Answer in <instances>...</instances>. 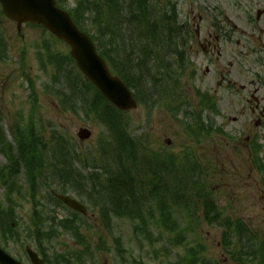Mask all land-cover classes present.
<instances>
[{"label": "rangeland", "instance_id": "obj_1", "mask_svg": "<svg viewBox=\"0 0 264 264\" xmlns=\"http://www.w3.org/2000/svg\"><path fill=\"white\" fill-rule=\"evenodd\" d=\"M133 1L127 0L123 6L125 10L121 13L116 12L111 17L110 14H106L107 19H111V25L114 26V33L105 35L103 29L102 40L105 46L113 48L117 61L123 65L127 63V58L126 60L122 59L124 54L128 56L131 59L128 60L129 65L133 66V74L142 76L148 82L149 77H146L148 70L154 73L157 68L162 69L167 51L175 49L176 42L179 41L175 31L174 43L166 40L170 36L166 35L168 34L166 28H162L160 21L162 11H171L169 14H172L173 3L176 4L179 11H189L193 8L200 9L203 4L208 6L214 2L213 0H198L196 2L201 6H196L193 0H147L153 7L148 6L155 17L147 18L145 23H141L142 26L138 27L127 20L130 16V7H134V13L142 15L141 9L137 8ZM69 2L76 6L78 0H69ZM169 4L172 5V10ZM97 5L101 8L104 6L102 1H98ZM91 15L93 16L95 13ZM157 23L156 27L160 33L158 40H161L159 45L150 42L153 39L149 34L152 27H155L154 24ZM0 26L6 44V47H0V117L8 139L15 142L11 127L16 123L26 126L29 121H33L38 134L47 144L46 156L49 149L58 148L61 142L66 145V141L71 147L79 150L83 157L97 156L99 153L97 138L103 128L96 122L86 120L85 113H80L79 117L71 112H66L60 108L58 103L57 94H63L65 89L68 103L78 106L81 101L77 97L79 88L75 84V80L69 77L66 65L63 64L61 70L48 58L49 54L55 51L68 52V47L61 41L50 44V49L44 50V42L46 39L50 40V36L44 35L41 28L25 25L19 33L17 25L2 15H0ZM106 26H108L106 22L102 24V28L106 29ZM144 32L147 35L144 36L145 38H141L138 34L141 35ZM133 39L141 40L142 44L135 45L137 49L140 50L146 46L145 49L143 48V55L138 54L133 46L130 47L129 43ZM41 52L44 53L47 62L46 68L41 66L38 59ZM232 55L234 54L230 52V56ZM168 60L171 59L168 58ZM167 73L168 70L157 72L160 78L165 77ZM154 76L158 77L155 73ZM28 78L34 82V89ZM135 81L139 83L137 80ZM58 90H62V93H57ZM151 91L150 88L147 89L148 94ZM173 91L177 95V102H180L186 94L182 88H176ZM33 93L36 94V98L32 96ZM93 95L94 91L90 94V98ZM192 107L191 104L182 102L179 109L189 113L192 111ZM222 111L230 115V119L225 124V126H229L227 130L243 139L232 143L231 140L228 141L218 132L215 133L211 130L201 144L196 143L187 137L182 126L171 119L170 115L165 113L161 107L150 111L146 106L139 105L137 109L122 114L121 118L129 130L128 137L134 138L140 143L137 144L138 153L145 152L150 156L156 153L158 159H167L170 154L177 158L173 163L175 167L169 166L165 170H159L162 172L156 177V180L160 178L157 185L162 186L161 192L165 190L163 195L146 200L144 206L139 207L142 217L146 219L145 224L141 223L140 218L133 220L128 217H115L110 230H107L100 213L104 206L99 205L96 208L88 197L92 190L82 188L87 193V195L81 194L83 198L79 197L78 193L69 194L88 205L87 215L79 217L78 221L83 225L82 231L92 244L90 251L85 252L84 245L81 246L75 242V237L69 232H64L61 236H56L57 232H54L53 238H45L40 246L33 230L35 224L32 211L35 206L28 193L25 170L22 169V193L21 196L14 194L16 201L12 204L14 217L17 220L15 238L7 243L4 241L3 244L7 245V250L12 255L25 264H30L24 250L27 245L37 251L41 247L46 249L52 258L59 256L58 253L60 256L64 253L67 256L77 253L74 256H78L77 264H182L183 257L188 255V250L191 247L200 246V255L207 258V261L209 259L214 261L215 264H255L250 261L251 255L245 256V253L250 251L248 245L264 246V185L262 174L256 170L253 164V155L251 151L246 150L244 143L246 136L242 127L243 123L250 121L249 114L251 113L245 111L246 115L242 116L244 111L239 105L228 109L222 108ZM178 117L179 119L184 118L182 113H178ZM234 117H237V122L233 121ZM248 126L249 131L256 129L255 131L264 133L263 127H256L250 122ZM81 128H89L92 137L81 140L78 137ZM104 132L108 134L106 129ZM168 139L171 140L170 145L166 142ZM262 140L261 155L264 159V139ZM153 158L155 159V156ZM7 164L6 156L0 152V165ZM79 168L87 175L93 171V168L85 167L83 164L79 165ZM47 175L51 176L50 173ZM149 176L151 179L153 178L152 173ZM187 178L190 182H187ZM50 183L54 189L58 188V184L53 178ZM47 184L39 181L38 200L40 201H44V198L49 195ZM198 189L215 200L222 214L221 219L231 222H237L239 219L245 221L244 227L251 234L245 235V231L241 233L238 230L232 231L228 235V242L233 253L228 252L223 246L225 243L223 231L227 228L219 222L210 223L205 220L201 206L203 197L195 199L193 197L189 203L186 202L187 197L193 195ZM183 197L185 198L182 199ZM0 203L4 206L8 205L1 181ZM164 206L170 208L171 219L178 222V224H173V226L178 225L174 230L171 229V226L166 227L161 224L164 223L161 219ZM40 209L45 214L44 217L48 215L53 217L57 214L63 218L71 214L64 207L58 208L56 212L53 211V208L48 207L47 213L44 212L43 206ZM191 213H194L195 217L190 215ZM135 226L140 227L137 232L134 230ZM45 228H47V232L51 231L49 224ZM118 241L122 244L120 250ZM121 254L124 255L125 263H122ZM234 256L245 261L237 260ZM61 262L63 263L62 260ZM53 264L57 263L54 261Z\"/></svg>", "mask_w": 264, "mask_h": 264}, {"label": "trees", "instance_id": "obj_2", "mask_svg": "<svg viewBox=\"0 0 264 264\" xmlns=\"http://www.w3.org/2000/svg\"><path fill=\"white\" fill-rule=\"evenodd\" d=\"M66 1L67 0H58L60 5L65 4ZM98 1L103 2L104 6H102V8L101 6L98 7L97 5ZM126 1L127 0H94V1L78 0L76 7L72 9V13L77 23L80 25L82 29L86 30L90 26L95 30V35L92 37L96 41L101 54L110 63H114V65L116 66L114 68L115 72L119 74L129 85H131L130 83L131 81H133L132 83H137L135 81L137 80L139 84H141L140 87L142 91L143 90L146 91L143 77L135 76L133 74V66H130L128 61L131 59L124 54V57L122 59L126 60L127 58V63L126 65H123L120 61H117V58L114 55L113 48H110L107 45L105 46L104 41L102 40L103 39L102 33L104 30H105V35H110L114 33V26L111 25V19H107L106 14H110L111 17L112 14L116 12L119 13L123 12L125 10L123 9V6H125ZM133 2H135L137 8L141 9L142 15H138L134 13L133 11L134 7H130L131 9L130 16L127 18V20L131 24L139 27L142 26L141 23H145V20L147 18L153 19L155 17L153 11L149 9L151 5L148 3L147 0H134ZM92 13H95V15L92 16L91 15ZM85 14H88V16H85ZM165 18L161 17L160 20L162 22V28H166L165 30L168 33L166 35L170 36L166 40L170 43H173V40L171 38H173V35L176 32L174 28V18L172 16L171 17L168 16ZM105 22L108 24V26H106V29L102 28V24ZM154 25L155 27H152L149 33L151 35V38L153 39L150 42L159 45L161 43V40H158L159 39L158 36H160V33L156 27L158 26V23ZM138 35L141 36V38H145L144 36L147 34L144 32L143 34L141 35L138 34ZM129 44L131 48L133 46L134 50H136L138 54L143 55L142 53L144 52L146 46L143 47L144 49L141 48L140 50L137 49L135 46L136 44L138 46L139 44H142L141 40L133 39L132 41H130ZM48 58L50 61H56L60 65L63 64L66 65V70L68 72V75L72 80H75V83L79 88L80 94H78V97L81 98V101L84 106V108L83 107L82 108L84 109L86 115L88 117L94 116L99 121H102L103 123L106 124V126L112 131L113 134L111 143L117 144L118 146L116 147L117 149H120V146H122L123 149L121 148L122 149L121 152L123 153L128 151L127 147H124L125 142L131 143L134 149L136 150L137 145L130 137H128L127 130L125 127V122L121 118L123 113L115 109V107H113L96 89H95L96 91L93 90L94 88L93 85L89 81L83 78L82 74L77 69L73 58L68 53L62 54L59 52L50 53ZM146 72L147 71L145 69V73ZM153 79L155 80V76H153ZM156 82L159 84L161 83L158 79H156ZM92 91H94V95L92 98H90V94L92 93ZM138 96H139V92H138ZM24 132L26 135H22L21 138L19 137V135L16 136L17 147L15 148L11 143L7 141L5 132L0 123V151L8 156L11 162V167L13 168V170L10 172H6L5 170H0V175L5 181L12 182L13 184H15L16 187H19L16 177L17 175H19V170L21 166L26 168L27 178L30 181H34L36 176H42V175L44 176L48 170V168H46L44 165V160H43L44 155H43V151L41 150L42 147L40 148L39 146V144H42L44 148L45 147L44 143L34 132V129H32V127H30L27 130V133L25 130ZM118 143L120 145H118ZM64 148L66 149V159L63 162V166L61 167L56 166V168L59 170V173L61 175L66 177V179L64 180L66 183H70L73 187H79L78 185H80V182L84 181V177L81 174V172H79L73 166L74 158L76 155H78V153L75 151L73 154L70 151L67 141H66V146H64ZM127 161L129 162L130 165H132L131 162L135 165V163L131 158L128 157ZM86 164L89 165L90 163L88 162ZM135 169H137L140 172V178L136 179L133 172L131 175L127 173L126 178H123L122 181L123 184L116 183L108 176V174L107 177L106 176L100 177V178H104L107 182V184L104 187L110 188V190L107 192L109 202L106 206L108 207V209L111 210L113 214L117 216L118 215L124 216L125 212L130 213V211L134 209H139L138 206L142 205V202H144L140 200L139 195L137 194V191L140 189H146L147 191L146 193L148 197H150V199H153L155 196L159 197L157 193V190L159 189V187L157 186V182L160 181V179L157 178L156 180V178H154L152 180H148V179L143 180L142 175L146 173V170H143L136 165H135ZM53 173L60 175L59 173H55V172ZM104 173L106 174L107 172L104 171ZM155 174L158 175L159 172H156ZM56 180L58 179L56 178ZM92 180H94L93 177ZM112 190L114 193L113 196H112ZM203 206H204V215L207 220L211 221L219 218L220 214L216 209L215 203L214 201L211 200L208 194H205L203 196ZM0 218L4 219L3 215L0 216ZM194 252L195 251H192L191 253ZM185 264H208V263L204 259H201L198 256H196V254H192L190 257H188L185 260Z\"/></svg>", "mask_w": 264, "mask_h": 264}, {"label": "flooded vegetation", "instance_id": "obj_3", "mask_svg": "<svg viewBox=\"0 0 264 264\" xmlns=\"http://www.w3.org/2000/svg\"><path fill=\"white\" fill-rule=\"evenodd\" d=\"M221 2L205 10L207 14L192 9L188 16H182L184 36H178V46L183 49L188 40L184 55L189 54L194 65H206L205 73L195 81L200 90L196 103L201 98L209 113L213 103L229 108L241 102L242 116L246 115L247 105L253 115L249 122L259 127L264 124V0ZM208 118L213 122V113ZM255 139L260 137L254 131L245 139L251 152Z\"/></svg>", "mask_w": 264, "mask_h": 264}, {"label": "water", "instance_id": "obj_4", "mask_svg": "<svg viewBox=\"0 0 264 264\" xmlns=\"http://www.w3.org/2000/svg\"><path fill=\"white\" fill-rule=\"evenodd\" d=\"M1 2L6 15L16 21L19 27L27 21L43 23L60 39H65L71 45V55L82 72L117 108L129 110L136 106L123 81L111 75L89 36L79 31L68 13L55 6V0H1ZM79 135L86 139L91 133L83 129ZM61 199L76 209H83L77 201L69 197ZM33 259L35 264H41L36 256H33Z\"/></svg>", "mask_w": 264, "mask_h": 264}, {"label": "bare ground", "instance_id": "obj_5", "mask_svg": "<svg viewBox=\"0 0 264 264\" xmlns=\"http://www.w3.org/2000/svg\"><path fill=\"white\" fill-rule=\"evenodd\" d=\"M118 145H120L118 143ZM117 144L115 143H107L102 151V159L101 166L107 172L108 176L114 180L116 183L123 184V178H126V174H132V167L127 161V158H131L136 166L140 167L143 170H148V168L155 170L156 165L150 160L149 156H146L144 153H138V148L136 150L132 146L131 143L125 142L124 147H127V152L123 153L121 150L123 149L120 146V149H117ZM122 148V149H121ZM127 153V155H126ZM122 159V160H121ZM131 164H133L131 162ZM146 189H140L137 191L139 198L141 201H148L150 197H148L146 193ZM205 194L198 189L195 191L193 195H189L186 199V202L189 203L191 199L203 197ZM160 197V196H159ZM177 198H179L177 196ZM183 197L182 199H184Z\"/></svg>", "mask_w": 264, "mask_h": 264}]
</instances>
